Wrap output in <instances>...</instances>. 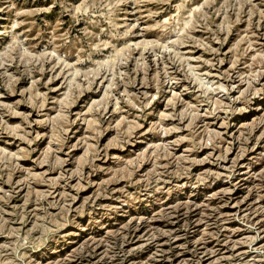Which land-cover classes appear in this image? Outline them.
Instances as JSON below:
<instances>
[{"label":"rangeland","instance_id":"obj_1","mask_svg":"<svg viewBox=\"0 0 264 264\" xmlns=\"http://www.w3.org/2000/svg\"><path fill=\"white\" fill-rule=\"evenodd\" d=\"M0 264H264V0H0Z\"/></svg>","mask_w":264,"mask_h":264}]
</instances>
